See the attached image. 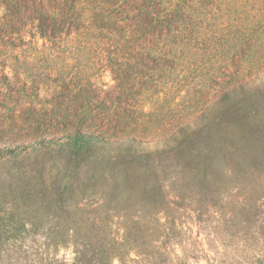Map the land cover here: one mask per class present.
I'll return each mask as SVG.
<instances>
[{
  "label": "trees",
  "instance_id": "trees-1",
  "mask_svg": "<svg viewBox=\"0 0 264 264\" xmlns=\"http://www.w3.org/2000/svg\"><path fill=\"white\" fill-rule=\"evenodd\" d=\"M23 48L65 56L20 69ZM106 65L108 90L94 79ZM0 70V88L15 86L29 107L33 136L0 147V170L22 165L28 179L0 175V264H129L130 254L175 264L143 219L182 208L186 193L202 218L225 190L227 220L250 225L261 249L247 264H264V0H0ZM216 85L193 116L175 110L182 87L197 101ZM169 89L166 121L156 96ZM158 124L165 136H137Z\"/></svg>",
  "mask_w": 264,
  "mask_h": 264
},
{
  "label": "rangeland",
  "instance_id": "rangeland-1",
  "mask_svg": "<svg viewBox=\"0 0 264 264\" xmlns=\"http://www.w3.org/2000/svg\"><path fill=\"white\" fill-rule=\"evenodd\" d=\"M39 43L41 42L39 41ZM14 55L18 57L17 59L21 63L20 69H23V66L29 65L36 67L40 71L62 63L60 58L65 56L64 53H48L41 48L38 50H33V48L19 49ZM50 56H52V59H47ZM65 61H70V66L75 65V62L70 58H67ZM80 63L82 68L86 65L85 60H81ZM5 70L9 73L8 68H5ZM101 71L95 72V82L98 86L108 90L114 86L113 76L107 65ZM1 74L2 71L0 70V76ZM245 76V71L239 72L226 84L229 86L241 78H247ZM198 79L197 81H202L200 78ZM13 81L16 80H11V83ZM25 81H27V92L32 94L33 89H31L32 85L29 79L22 77L20 84ZM189 82L190 79H185L184 84L188 85ZM193 83L190 84V87ZM222 86L224 85H216L214 88H211L213 87L211 85L203 94L197 96V101L190 99L191 97L188 94L189 86L181 88L183 92L179 97L175 94V90L169 89V93L163 91L156 96L158 98H156V101L162 109L166 121H169L168 110H170L175 101V95L177 96L178 103V107L175 110H179L184 117H188L186 116L187 113H191L193 116V113L199 112L207 102L214 98V95L222 89ZM10 87L11 89L7 87L0 88V147L14 145V143H20L33 137L31 135L32 131L27 127L28 124L26 122L29 114L27 108L29 107L24 100H20L19 97H22V95H17L15 86ZM164 87H167L166 89L169 88L167 85ZM52 94V88L48 89L46 86H43L39 91L40 98H50ZM142 104L145 110L152 109L151 101H146L145 104ZM169 129L170 127L167 124H163L162 126L159 124L149 125L146 129H141L137 133V136L143 139L149 137L150 139L146 141L150 142L151 140L165 136L166 131ZM20 166L22 165H13L0 170V175L6 179L4 180L6 183H10L11 179L14 180L15 178H19V181H17L19 185L27 183L28 179L24 177L25 169ZM229 191L231 190L219 193V204L207 211L202 210V218H198L197 212L193 211L197 207L196 204H198L196 197L192 193H186V207L176 208L171 205L165 212L156 214L154 217L152 215L153 219L149 220V222L144 218L141 224L144 229H147L148 233L155 234L156 242L154 245L165 251L168 254V258L172 259L175 264H179L185 257L189 258L186 261L190 264H207L208 260L210 263L215 262V264H247L251 253L254 254L252 248L257 251L260 247H257L259 243L257 244L253 239L255 234H252L253 228L250 225L244 226L236 221L229 222L227 220L233 201L232 196L228 197ZM230 193H236V191L233 190ZM189 203H193L191 204L192 206H187ZM202 204L205 205V202H202ZM257 252L259 253V251ZM58 256L59 258L65 257L69 260L72 258V253L70 249L60 250ZM130 258L132 260L129 261V264H152L153 262L152 258L136 257L133 254H130ZM113 264L119 263L114 261Z\"/></svg>",
  "mask_w": 264,
  "mask_h": 264
}]
</instances>
